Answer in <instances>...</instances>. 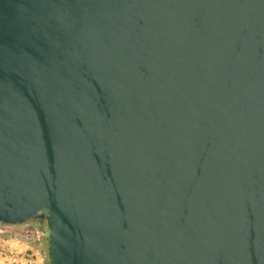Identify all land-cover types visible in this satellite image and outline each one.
I'll return each instance as SVG.
<instances>
[{
	"label": "water",
	"instance_id": "95a60500",
	"mask_svg": "<svg viewBox=\"0 0 264 264\" xmlns=\"http://www.w3.org/2000/svg\"><path fill=\"white\" fill-rule=\"evenodd\" d=\"M45 264H264V0H0V225Z\"/></svg>",
	"mask_w": 264,
	"mask_h": 264
},
{
	"label": "built area",
	"instance_id": "2783aa9c",
	"mask_svg": "<svg viewBox=\"0 0 264 264\" xmlns=\"http://www.w3.org/2000/svg\"><path fill=\"white\" fill-rule=\"evenodd\" d=\"M33 232L42 237L41 229L33 225ZM0 259L4 264H39L36 255L24 247L23 241L0 237Z\"/></svg>",
	"mask_w": 264,
	"mask_h": 264
},
{
	"label": "crops",
	"instance_id": "0c3cea01",
	"mask_svg": "<svg viewBox=\"0 0 264 264\" xmlns=\"http://www.w3.org/2000/svg\"><path fill=\"white\" fill-rule=\"evenodd\" d=\"M23 226H28L27 224H23L20 227ZM23 235L20 236H16L14 239H20L21 241H23V245L25 248H27L28 250L32 251L38 260L39 264H45V248H44V243H43V238H42V244L39 243L40 241H37L36 239H32L29 237H23ZM27 236V235H25ZM0 237L2 238H13V237H9L7 236V234L5 232L0 234ZM29 238V239H28ZM0 264H4L3 261L0 259Z\"/></svg>",
	"mask_w": 264,
	"mask_h": 264
},
{
	"label": "rangeland",
	"instance_id": "374dc122",
	"mask_svg": "<svg viewBox=\"0 0 264 264\" xmlns=\"http://www.w3.org/2000/svg\"><path fill=\"white\" fill-rule=\"evenodd\" d=\"M22 225H19V226L0 225V234L5 232L7 234V236L13 237V238H15L16 236H20V235L24 234L23 237H29V238H32V239H36L37 241H40L39 243L42 244V237H39L36 234V232H33V230L31 229V227L33 225H31V227H28V226L20 227ZM25 235H27V236H25Z\"/></svg>",
	"mask_w": 264,
	"mask_h": 264
},
{
	"label": "flooded vegetation",
	"instance_id": "af4514ba",
	"mask_svg": "<svg viewBox=\"0 0 264 264\" xmlns=\"http://www.w3.org/2000/svg\"><path fill=\"white\" fill-rule=\"evenodd\" d=\"M34 222H41L40 220H38V219H34V220H30L29 222H27V223H25V224H27L28 225V227H31V225H33L34 224Z\"/></svg>",
	"mask_w": 264,
	"mask_h": 264
},
{
	"label": "trees",
	"instance_id": "16d2710c",
	"mask_svg": "<svg viewBox=\"0 0 264 264\" xmlns=\"http://www.w3.org/2000/svg\"><path fill=\"white\" fill-rule=\"evenodd\" d=\"M33 225H35V226H38L40 229H41V227H42V222H34V224Z\"/></svg>",
	"mask_w": 264,
	"mask_h": 264
}]
</instances>
